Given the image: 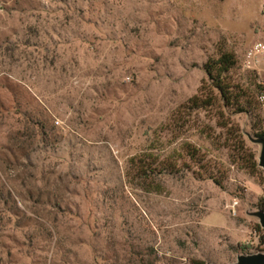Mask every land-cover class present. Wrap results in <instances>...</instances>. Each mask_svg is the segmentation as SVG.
<instances>
[{"label": "rangeland", "instance_id": "374dc122", "mask_svg": "<svg viewBox=\"0 0 264 264\" xmlns=\"http://www.w3.org/2000/svg\"><path fill=\"white\" fill-rule=\"evenodd\" d=\"M258 40L264 0H0V264L264 253L258 145L249 140L262 171L231 163L239 153L216 141L222 186L154 163L183 154L185 136L209 146L171 118L220 51L245 78L241 59ZM216 112L201 122L216 125ZM233 118L250 132L251 117Z\"/></svg>", "mask_w": 264, "mask_h": 264}, {"label": "trees", "instance_id": "16d2710c", "mask_svg": "<svg viewBox=\"0 0 264 264\" xmlns=\"http://www.w3.org/2000/svg\"><path fill=\"white\" fill-rule=\"evenodd\" d=\"M238 62L235 53L225 50L220 51L217 58L206 62L204 69L207 77L203 86L197 94L191 96L176 110L171 118V126L183 123L181 128L184 133L186 132L184 135L195 128L201 138L211 140L210 144L205 147L185 136L182 142L183 154L175 156L172 153L162 161L160 157L155 156L154 163L163 165L164 171L169 174L190 172L196 179H211L222 186L227 178L226 172L215 161L217 158L210 153V148H217V140L222 141L221 148L239 153L238 156H228L231 163L240 164L249 170H260L255 148L245 134L247 130L242 128L233 117L237 115L251 117L250 133L254 137L264 139V113L258 103L261 86L255 73L246 71L245 78L237 74ZM213 109H217L216 115L213 116L217 118L216 125L201 122V113L203 111L208 113ZM217 128L223 133L216 135ZM259 206L264 210L263 200ZM196 264L205 263L197 261Z\"/></svg>", "mask_w": 264, "mask_h": 264}, {"label": "built area", "instance_id": "2783aa9c", "mask_svg": "<svg viewBox=\"0 0 264 264\" xmlns=\"http://www.w3.org/2000/svg\"><path fill=\"white\" fill-rule=\"evenodd\" d=\"M241 65L246 71L256 74L261 91L258 94V103L264 113V40H258L248 47L241 59Z\"/></svg>", "mask_w": 264, "mask_h": 264}, {"label": "water", "instance_id": "95a60500", "mask_svg": "<svg viewBox=\"0 0 264 264\" xmlns=\"http://www.w3.org/2000/svg\"><path fill=\"white\" fill-rule=\"evenodd\" d=\"M245 134L251 142L259 146V165L264 169V139L254 137L248 131H246ZM252 214L259 220L260 225L264 228V210L259 209ZM232 264H264V253L239 255L237 261Z\"/></svg>", "mask_w": 264, "mask_h": 264}]
</instances>
